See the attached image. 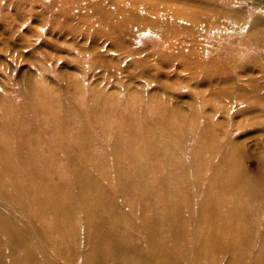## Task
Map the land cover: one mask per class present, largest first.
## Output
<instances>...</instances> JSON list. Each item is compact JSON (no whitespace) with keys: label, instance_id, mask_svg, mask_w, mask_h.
I'll return each mask as SVG.
<instances>
[{"label":"rangeland","instance_id":"obj_1","mask_svg":"<svg viewBox=\"0 0 264 264\" xmlns=\"http://www.w3.org/2000/svg\"><path fill=\"white\" fill-rule=\"evenodd\" d=\"M227 1L246 23L222 37L172 14L212 0H0V127L10 121L18 137L25 129L23 139L7 131L0 153L14 163L0 166V264H264V60L247 58L264 0ZM158 116L194 133L175 146L178 187L145 192L135 179L143 154L119 136L125 123ZM206 132L219 140L218 166L238 157L249 185L246 202L227 204L230 222L249 232L239 240L201 216L213 209L211 163L206 175L198 168L210 154L203 139L196 154ZM155 170L148 181L162 175ZM93 190L113 208L94 205Z\"/></svg>","mask_w":264,"mask_h":264},{"label":"bare ground","instance_id":"obj_2","mask_svg":"<svg viewBox=\"0 0 264 264\" xmlns=\"http://www.w3.org/2000/svg\"><path fill=\"white\" fill-rule=\"evenodd\" d=\"M212 1H213L212 6L214 8L211 9L205 8V4L202 2V3H197L191 7H186L172 14H177L181 12L183 15L188 16L190 22L194 23L195 25L198 24L200 21L203 23L206 21L209 23L208 27L211 30H216V31L218 30L217 33H219L222 37H227V35H230V34H226L225 32L231 33L230 30L234 29L235 26L237 25L241 26L242 24L246 23L245 19L243 20V17L240 15V12H237L235 8L232 5H230L229 1L227 0H212ZM86 8H89V3L86 5ZM236 9H239V7ZM255 19H254L255 21H257L258 19L262 21L260 23H255L253 22V20L249 22L251 24L249 25V29L247 32V36L249 37L248 43L251 44L250 47H252V49L250 50L251 53L254 54L251 56L248 54L249 57L247 58L250 59L249 61L254 60L255 59L254 57H257V55H259V58L257 57L258 59L264 60V17L260 16V18L258 19L255 18ZM240 40H242V37ZM237 44H239V41H237ZM244 57H241L239 60L241 61L245 59ZM234 59L236 58L234 57ZM215 69L217 70V68ZM1 109H2V118L3 117L9 118L7 113H5L6 111L3 109V107H1ZM164 117L165 116H158V118H156L155 121H152V124H149V126L146 127L144 125L139 126L131 123H128L129 125L125 123L124 128L121 127L125 133L120 135L119 139L122 140L123 137L130 138L128 142V146L132 148L133 155L137 152H142L143 154L141 160H139V162L136 163L137 167L135 166L137 171V175L135 176V179L137 182L140 183V188H144L145 192L156 191L157 189L166 188V187H175V188L178 187V185L176 184L174 185L173 181L171 180V176H176L177 174H179V172L182 171V165L180 164L178 158L175 156V146H179L186 137L194 133L193 126L188 127L185 124V122H180L178 121V119L172 118L171 120H169V119H165ZM7 131L10 132L13 139H20V138L23 139V134L25 132V129L20 132V137H18L15 136V124H12L10 121L3 122V126L0 127V153L5 150V146L9 144L8 141L11 138ZM202 139L205 143V148L209 151L210 154L206 156L204 161L202 160L200 162L198 161L201 157L200 155H197L195 158L198 161V168L205 175H206V170L208 169L206 165L211 163L209 173L206 176L208 184H207V192L205 195V200L206 203L212 204L210 208L213 209L212 210L206 209V211L203 212L201 216L204 217L205 219L207 218L208 221L212 223L211 225L215 224L216 227L219 228L220 230L221 229L225 230V233L228 235H232V232L238 231L236 238L233 239L239 240L238 236L240 232L244 237L248 236L249 232L247 233L242 232L241 226L244 225L243 223H239L238 226L237 220L234 222H230L229 213L226 211L229 210V205L231 206L232 209L235 210L236 203L241 198L243 199L244 202H246V199L244 197H247L245 195L247 194L246 189H248L249 185L247 183L245 176L242 175L241 171H239L240 163L237 162L238 157L229 154L228 157H225L223 160H221V165L218 166L217 160H218V151H219V140L211 132H206L205 134L202 133L198 134L197 145L200 152H197L196 154L201 153L200 145ZM142 141H149V144L143 145V147H141L140 143ZM34 145L31 147L32 153L37 152V150L34 148ZM64 152L66 154H70L71 153L70 148L68 146H65ZM99 154L100 153H97L94 157V160L96 162H98L97 157ZM151 154L155 156L154 160L151 158ZM19 157H21L20 154ZM22 157L23 159L27 160V154H23ZM67 159L69 162L67 166L71 168V164H73L74 161H71L72 159L71 156L70 157L67 156ZM1 165L7 168L14 167V163L10 162L9 160L0 163V166ZM26 166H28V164H26ZM36 169L39 170L38 163ZM152 169H156V170L159 169L162 173V175L157 176L153 182L148 181L147 178V176H149V173L153 172ZM77 172L80 175H83V172L81 171H77ZM166 172L169 173V176L166 175ZM4 187L5 185L0 175V191H1L0 193H4L3 191V189H5ZM60 192L62 196H65L66 190L64 189L63 186L60 187ZM218 194H220L222 197L218 198ZM89 196L93 201L92 203L97 207L104 209L113 208V204L104 195L99 194L93 190L92 196L90 195V193ZM62 205H64V201L62 202ZM63 208L67 209V211L69 212V216L72 217V213L70 212L68 205L65 204ZM237 212L239 213L241 211L237 210ZM244 213L247 214L248 211H245ZM98 218L101 220L106 219V217H104L103 215H100ZM0 220L3 219L0 217ZM162 221L165 223L168 222V219L162 218ZM5 223L6 222L3 221V224ZM219 223H224L225 226H220ZM220 245H225L230 249H236V246L239 245V242L228 241L225 238H222L220 239Z\"/></svg>","mask_w":264,"mask_h":264}]
</instances>
